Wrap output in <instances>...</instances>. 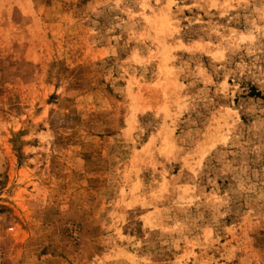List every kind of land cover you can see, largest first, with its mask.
I'll return each instance as SVG.
<instances>
[{"label": "rangeland", "instance_id": "374dc122", "mask_svg": "<svg viewBox=\"0 0 264 264\" xmlns=\"http://www.w3.org/2000/svg\"><path fill=\"white\" fill-rule=\"evenodd\" d=\"M0 264H264V0H0Z\"/></svg>", "mask_w": 264, "mask_h": 264}]
</instances>
